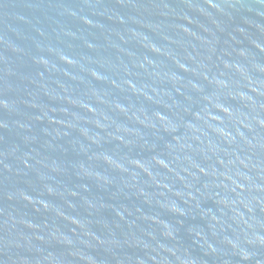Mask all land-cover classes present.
<instances>
[{"label": "water", "instance_id": "water-1", "mask_svg": "<svg viewBox=\"0 0 264 264\" xmlns=\"http://www.w3.org/2000/svg\"><path fill=\"white\" fill-rule=\"evenodd\" d=\"M0 264H264V0H0Z\"/></svg>", "mask_w": 264, "mask_h": 264}]
</instances>
